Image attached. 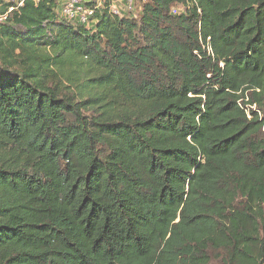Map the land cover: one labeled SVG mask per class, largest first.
Masks as SVG:
<instances>
[{
    "label": "trees",
    "instance_id": "obj_1",
    "mask_svg": "<svg viewBox=\"0 0 264 264\" xmlns=\"http://www.w3.org/2000/svg\"><path fill=\"white\" fill-rule=\"evenodd\" d=\"M57 8L0 23V264H264V0Z\"/></svg>",
    "mask_w": 264,
    "mask_h": 264
},
{
    "label": "built area",
    "instance_id": "obj_2",
    "mask_svg": "<svg viewBox=\"0 0 264 264\" xmlns=\"http://www.w3.org/2000/svg\"><path fill=\"white\" fill-rule=\"evenodd\" d=\"M0 9L7 4L4 13L0 11V23H7L13 15L20 12L26 0H0ZM35 3L40 0H33ZM123 2V6L119 4ZM143 3L148 0H143ZM58 4V0H57ZM135 0H66L63 5H58V16L68 22L90 27L94 25V18L101 10H108L113 16H123L125 13H133ZM176 13V12H175Z\"/></svg>",
    "mask_w": 264,
    "mask_h": 264
},
{
    "label": "rangeland",
    "instance_id": "obj_3",
    "mask_svg": "<svg viewBox=\"0 0 264 264\" xmlns=\"http://www.w3.org/2000/svg\"><path fill=\"white\" fill-rule=\"evenodd\" d=\"M57 1V0H56ZM66 0H58V4L57 5H63V3L65 2ZM0 3H3V1L1 2L0 1ZM123 2H119V4L121 5V6H123V4H122ZM142 3L143 2H140L139 0H135V6H134V12L132 13L135 17H138V14L141 12V6H142ZM181 11H179V12H177V14L178 13H180ZM131 14V15H132ZM95 23H96V20H95V22H94V25H95ZM93 25V26H94ZM90 27H92V26H90Z\"/></svg>",
    "mask_w": 264,
    "mask_h": 264
}]
</instances>
